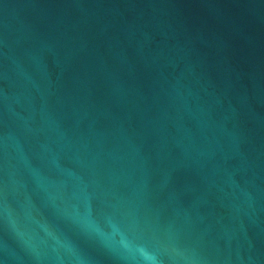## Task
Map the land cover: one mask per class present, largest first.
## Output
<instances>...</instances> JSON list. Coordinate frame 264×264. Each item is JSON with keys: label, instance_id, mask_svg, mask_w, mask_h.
Instances as JSON below:
<instances>
[{"label": "water", "instance_id": "1", "mask_svg": "<svg viewBox=\"0 0 264 264\" xmlns=\"http://www.w3.org/2000/svg\"><path fill=\"white\" fill-rule=\"evenodd\" d=\"M0 264H264V0H0Z\"/></svg>", "mask_w": 264, "mask_h": 264}]
</instances>
